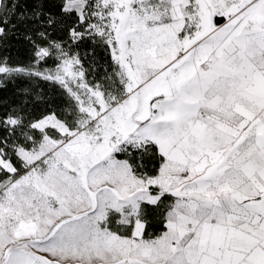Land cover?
Segmentation results:
<instances>
[{
    "label": "snow or ice",
    "instance_id": "snow-or-ice-1",
    "mask_svg": "<svg viewBox=\"0 0 264 264\" xmlns=\"http://www.w3.org/2000/svg\"><path fill=\"white\" fill-rule=\"evenodd\" d=\"M0 264H264V0H0Z\"/></svg>",
    "mask_w": 264,
    "mask_h": 264
}]
</instances>
